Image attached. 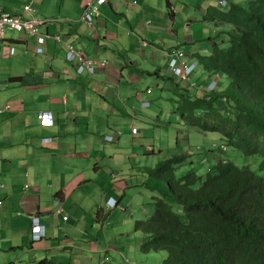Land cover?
Segmentation results:
<instances>
[{"label": "crops", "instance_id": "obj_1", "mask_svg": "<svg viewBox=\"0 0 264 264\" xmlns=\"http://www.w3.org/2000/svg\"><path fill=\"white\" fill-rule=\"evenodd\" d=\"M218 1L115 0L100 7L91 27L81 19L87 0H0L7 12L23 13L31 3L36 16L56 19L41 26L49 34L43 43L14 30L0 42V264L153 261L140 249L143 233L127 229L128 218L153 212L154 192L140 170L159 160L152 133L161 135L170 115L183 130L165 99L171 80L161 85L153 76L160 80L161 60L168 70L165 52L180 49L196 62L198 54H212L214 37L228 28L203 17L208 6L223 8ZM68 44L109 63L93 76L77 74L66 59ZM140 63L151 71H138ZM197 68L204 88L210 74L199 61ZM29 74L41 81L11 80ZM45 111L51 125L39 117ZM212 133L213 142L224 143ZM175 145L192 165L208 163L207 170L227 159L210 143L193 151ZM117 211L127 215L121 228ZM33 215L45 228L41 239L33 238Z\"/></svg>", "mask_w": 264, "mask_h": 264}, {"label": "trees", "instance_id": "obj_2", "mask_svg": "<svg viewBox=\"0 0 264 264\" xmlns=\"http://www.w3.org/2000/svg\"><path fill=\"white\" fill-rule=\"evenodd\" d=\"M203 20L228 28V44L219 33L212 54L197 55L208 80L218 75V84L202 91L197 78L170 76L165 99L182 126L218 132L227 147L258 155L264 172V0L209 6ZM33 79L11 78L24 85L41 81ZM155 154L153 167L140 168L147 174L143 186L154 192L150 217L135 220L134 229L144 235L141 250L164 251L162 264H264V175L229 158L202 174L181 149Z\"/></svg>", "mask_w": 264, "mask_h": 264}, {"label": "built area", "instance_id": "obj_3", "mask_svg": "<svg viewBox=\"0 0 264 264\" xmlns=\"http://www.w3.org/2000/svg\"><path fill=\"white\" fill-rule=\"evenodd\" d=\"M113 1L115 0H87L86 9L82 14L81 19L87 23L88 26L92 27L95 17L100 14V7L107 2ZM218 4L228 5V1L219 0ZM24 14H27V16ZM52 20L54 21L55 19L36 16L35 9L31 3L24 6L23 13H10L0 7V42L5 38L7 30H14L18 32H27L30 35H36L38 36L39 41L43 43L45 38L49 37V34L41 33L40 28L42 25H46L48 21ZM150 22L151 21H149V23ZM55 38L60 40L59 35H56ZM165 56L167 58L168 70L172 75L180 78L181 80L184 79L190 80L191 82L193 81V69L196 67V62L188 59V54L185 51L178 49L173 52H165ZM66 59L73 65L77 74H86L89 76H93L99 67H105L109 63L107 59L90 56L71 44L67 45ZM216 78L217 79L215 81L212 79L211 83L207 87V91H212L215 88L218 83V76H216ZM192 85H194V83ZM39 117L42 119L44 124L48 125L52 123V113L50 112H41ZM213 149L223 152L225 151L226 146L225 144H216L213 145ZM113 177H115V175H113ZM58 212H60V210H58ZM63 218L67 219L68 216H64ZM32 233L34 239H41L45 236L44 226L40 223L38 216L34 215L32 216ZM107 264L113 263L107 262Z\"/></svg>", "mask_w": 264, "mask_h": 264}, {"label": "rangeland", "instance_id": "obj_4", "mask_svg": "<svg viewBox=\"0 0 264 264\" xmlns=\"http://www.w3.org/2000/svg\"><path fill=\"white\" fill-rule=\"evenodd\" d=\"M225 1L227 2L229 0H225ZM235 1L245 3V2H247L249 0H235ZM225 5H218V6L223 7V9H225L227 7V5L226 6ZM208 7H206V9ZM206 9H205V11H206ZM7 31H8V33H10L9 30H7ZM226 36H227L226 33H224V32L220 33L219 41L224 42L225 45L229 43V40L227 39ZM188 59H191V60L195 61L194 57L193 58H188ZM160 63L162 64L161 66L163 67V70H161V73L159 72L161 74L160 75V80L158 79V77L156 75L153 76L154 79H156L159 83H161V85H162L161 81L170 80L169 79L170 75L175 77L176 80L180 81V78L172 75L171 72H169V70H167L166 66H164L165 63L163 62V60H161ZM139 65H140V68L139 69L137 68L138 71L142 70L145 73H146L147 69L149 70V72L151 71L149 64L140 63ZM197 67H198V61L196 62V67L193 69V75H194L193 78H197L196 77V73L198 72L197 69H199ZM211 77H212V79L215 77L213 79V81H215L217 79L216 76H211ZM212 79L208 80L207 86L202 88L203 91H204V89H205V91H207V87L211 83ZM182 80H184V79H182ZM186 81H190V80H186ZM154 83H155V81L151 82V84H154ZM172 83H173V81H172ZM172 83H171V85H172ZM205 85H206V82L203 83V86H205ZM154 86H156V84ZM194 86H195V83L191 87L193 89H195ZM198 87L201 88L200 85H198ZM152 106L154 107V105H152ZM162 120H163V122H169V123H167L168 124L167 126H164L162 128L161 135L155 136L152 133V140L154 141V144H155L154 146H155L156 152L157 153L161 152V155H163V156L171 153L172 151H174L172 148H174L175 143H176V145L184 147V149L188 148L189 149L188 151L195 150V147L196 148H199V147H202V146L204 147L206 144H208L207 146H209V143H210L211 150H213V145L219 144L217 142H213V137L211 136V135H213L216 138L215 140H218L216 133H212L211 132V134H208L210 136H208L207 138H204L200 134H198L197 132L191 130L192 128H196V127H189V126L184 127L183 126V130L181 128L180 131L175 129V127H173L171 125L172 122L174 121V118L171 115L168 116V117H163ZM176 125L177 126L180 125V118H179V123H177ZM148 131L152 132L153 131L152 127H149ZM179 132H181V133H179ZM202 133H204V132H202ZM148 139H150V138H148ZM150 141H151V139H150ZM204 149H206V148L204 147ZM224 153H225L224 154L225 157L233 160L237 165H239V166L247 165L255 173L264 175V172L260 169V157L258 155H246V154L242 153L239 150H234V149H231L229 147L227 148V150ZM207 164L208 163H206L205 165H201L199 167V170H198L199 173L205 174L207 172ZM188 166L189 165L187 164L183 168V170L186 169ZM151 200H150V203H151ZM118 212L119 211H117L114 214L113 219H114V222L116 223L117 227L121 228L122 224L124 222V219L127 218V215L126 214H120ZM128 219H129V221H128V225H127L128 228L127 229H129L131 227H135V221H133L130 218H128ZM120 238H122V236H120ZM134 240L136 241V239H134ZM133 244L136 245L137 243L133 242ZM137 245H139V244H137ZM140 245H141V243H140ZM140 249H141V246H140ZM147 253H150V255L154 258L153 261L150 262V264H155V262H156V264H162V261H163L164 257L166 256V253L164 251H158V252L151 251V252H147Z\"/></svg>", "mask_w": 264, "mask_h": 264}, {"label": "clouds", "instance_id": "obj_5", "mask_svg": "<svg viewBox=\"0 0 264 264\" xmlns=\"http://www.w3.org/2000/svg\"><path fill=\"white\" fill-rule=\"evenodd\" d=\"M52 121H53V115H52ZM52 124V123H51ZM221 144H225V143H219V145H221ZM225 146H226V149H225V151L227 150V145L225 144ZM214 151H217V152H219V153H221L222 151H219V150H215V149H213ZM225 151H223L222 153H224Z\"/></svg>", "mask_w": 264, "mask_h": 264}]
</instances>
